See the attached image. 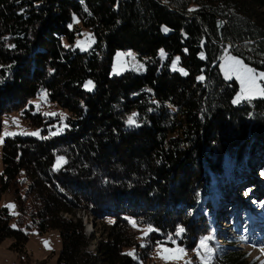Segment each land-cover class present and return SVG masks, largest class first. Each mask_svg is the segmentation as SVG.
<instances>
[{
  "label": "trees",
  "instance_id": "1",
  "mask_svg": "<svg viewBox=\"0 0 264 264\" xmlns=\"http://www.w3.org/2000/svg\"><path fill=\"white\" fill-rule=\"evenodd\" d=\"M81 26L95 38L89 53L72 48ZM226 46L264 72V0H0V120L24 107L28 126L49 124L27 106L41 90L69 112L58 136L3 139L0 196L11 194L17 216L0 207V243L21 254L31 231H57V264H154L155 247L173 240L193 251L209 236L193 213L200 194L264 171V98L232 105L238 85L218 68ZM118 50L146 71L110 77ZM173 57L185 75L170 71ZM79 211L106 223L94 252ZM131 221L153 230L138 239ZM207 264L259 263L215 248Z\"/></svg>",
  "mask_w": 264,
  "mask_h": 264
},
{
  "label": "rangeland",
  "instance_id": "2",
  "mask_svg": "<svg viewBox=\"0 0 264 264\" xmlns=\"http://www.w3.org/2000/svg\"><path fill=\"white\" fill-rule=\"evenodd\" d=\"M75 24L79 25L77 19H75ZM165 29H167V31H165ZM162 32L163 34H168L169 29L162 26ZM94 43L95 38L93 33L88 28L81 26L80 34L76 36L72 44V48L77 49L81 53H89L93 49ZM161 50L157 53L160 67L167 60V56L164 51V54L161 55ZM230 50H233V47L226 46L223 50V54L224 52L228 53ZM227 56L237 57L249 67H254L247 64L242 58L232 54L231 52L225 54L221 58L218 68L222 78L225 81H235L238 85V91L233 98L234 100L240 92L241 86L235 76H233L232 79H227L225 77L222 65L225 63V58ZM177 58L178 57H173L169 61V69L171 72H178L181 75H185V71L178 66L179 59ZM145 71V59H139L138 55L133 51L118 50L112 58L110 77H119L127 72L143 74ZM256 71L261 72L257 69ZM89 81L92 82L91 85H88ZM259 83L263 85L264 81H259ZM89 88L91 90H89ZM83 89L86 93H93L95 89L94 82L92 80H87L84 83ZM262 98L264 97L257 95L253 99L241 100L236 104H234L232 100V105L238 106L244 103L248 104L254 100ZM28 104L32 105L36 112H40L46 118L45 122H49V124L41 127L28 126L20 114V112H23L25 109L22 107L19 111L11 112L1 117L0 141L3 142L4 138L11 136H30L40 138L41 132L44 128L48 130L49 136H58L62 134L66 127L65 121L69 116V112L66 109L57 104L50 103L44 90H41L35 98L30 99L27 102V106ZM127 118V124L129 125V118L133 119V115L128 116ZM36 132H38V135L23 134ZM6 133H14L15 135H6ZM2 142H0V171ZM64 162L65 159L63 162L58 164L57 158L53 168H60ZM262 172V174H259L255 171H248L245 178L234 185L227 181L226 189L223 193H217V191L213 192L212 189L208 188L207 195H204L203 193L200 194L201 199L195 206L193 213L195 216L202 214L210 226L209 230L211 231H209L208 237H211V239L207 240L206 243L208 248L211 249V252H207L205 249L200 247L201 240H199L196 248L191 252H188L184 248L178 246L173 240L174 242L172 241V245H157L155 247L153 250L154 264H193L194 259L199 261L201 264H207L213 258L216 246L222 247L221 251L223 253H228L233 250L243 251L244 253H247L249 257L256 259L259 264H264V171ZM249 175L253 178L252 180ZM243 180L245 182H243ZM213 183L214 180L210 178V185ZM10 204L14 205L11 194H2L0 196V207L7 209L10 215L17 216L15 207H6V205ZM209 206L211 207V210H209L208 213L206 209ZM217 206H219L220 209H223L222 212H225V214L220 216L221 211H219L217 212L219 214L216 216L213 211ZM77 213V217L80 216L82 220V225L85 228L87 237L91 236L94 238V240L89 243L87 250L94 252L96 243L104 236V233L101 230L102 226L106 223H103L102 220L95 218V216L90 212L84 213L83 211H79ZM109 221L112 223L111 219L106 220L107 223H110ZM214 221L221 227L217 233L213 232L211 229ZM131 223L133 224L132 221ZM225 223L228 224L225 226ZM13 225H15V223L11 222L10 227L15 229L16 225L15 227H13ZM230 226L232 227L230 228ZM148 230L149 228L147 227L135 224V226L131 229V234L140 239L145 232H148ZM237 237L240 239L241 243L232 242ZM44 241L49 242L48 247L45 246ZM12 243L13 242L10 239H6L0 243V264H57V256L61 249V239L57 231H50L43 235H40L35 231H31L29 233L28 241L25 244L24 253L21 254L11 251L10 246ZM165 248L172 250L182 248L184 249V253L179 254V259L165 260L161 258V255L171 256L175 254L174 252H164L163 250ZM131 251V249H125V252ZM198 251L200 255L197 254ZM201 256L204 257V260H201Z\"/></svg>",
  "mask_w": 264,
  "mask_h": 264
},
{
  "label": "snow or ice",
  "instance_id": "3",
  "mask_svg": "<svg viewBox=\"0 0 264 264\" xmlns=\"http://www.w3.org/2000/svg\"><path fill=\"white\" fill-rule=\"evenodd\" d=\"M167 31V29H165ZM163 50H161V55H163ZM178 59V58H177ZM222 69L224 71L225 77L227 79H232L233 76L239 81L240 83V92L237 94L236 98L233 100V103H239L241 100L245 99H253L257 95L264 97V85H261L259 81H264V72H257L256 69L249 67L248 65L244 64L242 60L238 59L237 57L234 56H227L225 58V63L222 65ZM200 79H203V77H200ZM92 82L89 81L88 85H91ZM87 86V85H86ZM89 90H91L89 88ZM49 115V114H45ZM54 115V114H53ZM129 124L135 123V121L132 118H129L128 121ZM25 135H38V132L36 133H23ZM6 135H15L14 133H6ZM2 142V141H0ZM64 158L63 157H58V164L60 162H63ZM6 207L9 208H14V205H6ZM111 223V221H109ZM133 226H135V223L133 222ZM15 227V225H13ZM153 229L149 228L148 231H152ZM184 229L178 228L176 235H180ZM147 232H145V236H147ZM169 239L171 240L172 237L169 236ZM211 239V237H203L201 238L200 241V247L205 249L207 252H211V249L208 248V245L206 243L207 240ZM174 242V241H173ZM44 244L46 247H48L49 242L44 241ZM164 252L168 253H175L174 255L171 256H164L161 255L162 259L168 260V259H179L181 253H184V249L178 248L176 250L172 249H167L165 248L163 250ZM127 255H135V251H131L126 253ZM200 255L199 251L197 253ZM201 260H204V257L201 256Z\"/></svg>",
  "mask_w": 264,
  "mask_h": 264
},
{
  "label": "water",
  "instance_id": "4",
  "mask_svg": "<svg viewBox=\"0 0 264 264\" xmlns=\"http://www.w3.org/2000/svg\"><path fill=\"white\" fill-rule=\"evenodd\" d=\"M220 25H221V22L218 20L216 23V28L218 31H220Z\"/></svg>",
  "mask_w": 264,
  "mask_h": 264
}]
</instances>
